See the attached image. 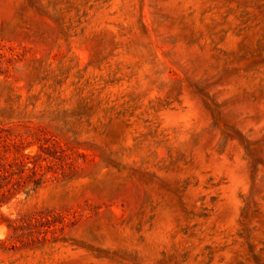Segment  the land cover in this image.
Masks as SVG:
<instances>
[{
  "label": "rangeland",
  "instance_id": "1",
  "mask_svg": "<svg viewBox=\"0 0 264 264\" xmlns=\"http://www.w3.org/2000/svg\"><path fill=\"white\" fill-rule=\"evenodd\" d=\"M0 127V264H264V0H0Z\"/></svg>",
  "mask_w": 264,
  "mask_h": 264
},
{
  "label": "trees",
  "instance_id": "2",
  "mask_svg": "<svg viewBox=\"0 0 264 264\" xmlns=\"http://www.w3.org/2000/svg\"><path fill=\"white\" fill-rule=\"evenodd\" d=\"M0 143L3 144L2 142ZM56 151L57 150L54 142L50 144H40L38 151L34 152L31 155H20V158L14 162L7 159L6 155H2L0 153V197L2 196V194H4V192H7L10 189V183L7 176L8 173L12 171L11 167L13 165H19L20 167H22L25 161L24 159H27L28 161L32 162V165L28 166V168L31 170L30 173H34V165L36 163H39L40 160H45L47 157L53 156L54 153L56 154Z\"/></svg>",
  "mask_w": 264,
  "mask_h": 264
}]
</instances>
